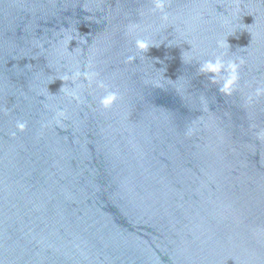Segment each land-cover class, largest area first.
Here are the masks:
<instances>
[{
  "label": "water",
  "instance_id": "water-1",
  "mask_svg": "<svg viewBox=\"0 0 264 264\" xmlns=\"http://www.w3.org/2000/svg\"><path fill=\"white\" fill-rule=\"evenodd\" d=\"M161 2L0 0V264H264V0Z\"/></svg>",
  "mask_w": 264,
  "mask_h": 264
},
{
  "label": "clouds",
  "instance_id": "clouds-1",
  "mask_svg": "<svg viewBox=\"0 0 264 264\" xmlns=\"http://www.w3.org/2000/svg\"><path fill=\"white\" fill-rule=\"evenodd\" d=\"M156 7L161 10L163 9L164 5L161 2V0H157ZM164 18L167 19L166 16ZM150 47H152V45L150 44L149 41L143 39L136 40V48L140 52L146 53ZM128 59L129 61H133L135 57H129ZM228 67L231 69L232 75L225 80L223 86L224 91H229L236 80V75H235L236 66L234 64H229ZM223 70H225V65L220 59H216L215 62L207 61L201 67V71L208 74H218ZM115 100H116V94L110 92L102 99L101 103L103 104V106L109 107L114 103ZM18 127L22 129L25 127V125L19 124Z\"/></svg>",
  "mask_w": 264,
  "mask_h": 264
}]
</instances>
